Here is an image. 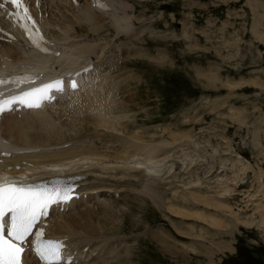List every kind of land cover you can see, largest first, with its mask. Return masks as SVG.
Segmentation results:
<instances>
[{"label":"rangeland","instance_id":"374dc122","mask_svg":"<svg viewBox=\"0 0 264 264\" xmlns=\"http://www.w3.org/2000/svg\"><path fill=\"white\" fill-rule=\"evenodd\" d=\"M130 1L134 9L129 15L137 21L132 22L133 33L127 29L117 34L110 24L98 33L101 56L111 60L106 65L111 75L106 81L85 84L82 92L94 84L106 91L111 80L107 89L113 91L106 103L116 99L122 105L125 123L117 126L121 135L140 133L144 141L190 138L192 142L163 149L173 156L193 151L200 160L190 169H173L148 185L155 201L146 193H119L109 205L113 214L106 224V240L102 237L106 241H101L102 258L94 264H264L261 231L235 228L225 212L191 200H175L172 195L176 191L185 197L190 190L211 195L203 187L205 180L212 181L218 161L235 158L234 153L264 172V0ZM77 96L63 100L69 106L62 113L68 123L63 122L67 130H62L58 140L74 135L70 122L81 107ZM207 163L211 166L208 173ZM196 177L203 182L202 188L192 186L185 191L178 182ZM254 179L251 184L256 187ZM240 185L225 202L232 211L243 208L239 216L244 217L249 211L238 193ZM168 205L210 214L225 223L213 226L194 215L175 214ZM101 216L105 213L99 210L94 217L99 220Z\"/></svg>","mask_w":264,"mask_h":264},{"label":"bare ground","instance_id":"6f19581e","mask_svg":"<svg viewBox=\"0 0 264 264\" xmlns=\"http://www.w3.org/2000/svg\"><path fill=\"white\" fill-rule=\"evenodd\" d=\"M102 1L107 5V10L91 7V0H37L36 16L43 26L46 39L51 41L52 54L39 57L31 51L24 50L21 45L17 48L14 44L1 43L0 72L16 69L20 65L27 66L31 71H39L42 74L57 73L59 76L69 72L78 73L82 71L78 76L80 78L78 87L64 93V97H58L52 103L54 106L50 110L63 113L67 107L69 108L63 103V100L68 96L74 97L75 95H79L76 99L80 106L103 108L105 105L104 98H100L99 94H94L96 90L102 89V85H90L88 90L82 92L85 86H82V81L88 79L86 84L91 83L94 76L101 74L106 66L102 58L104 54L101 56L99 49L100 42L97 41L98 38H101L98 37V33L102 31V28L110 25L117 34L124 30L127 33V29L133 33L132 22L137 21L131 16L134 8L130 0ZM257 32L259 33V31ZM102 46L101 48L104 47ZM56 51H58V55H54ZM89 67L91 71L86 72L85 69ZM67 102L69 103L71 100ZM61 104L63 106L59 107ZM106 115L104 112L98 111L86 113L85 117L90 118H87L84 123L72 125L74 135L72 137L67 136L66 140H58V138L61 139L62 130L66 129V126L59 127L56 125L49 113H21L19 117L4 116L0 120V132L2 134V136L0 135V151L9 152L8 157H0L1 161L30 164L24 166V171L19 174L20 176L25 175L26 172H36L37 169L47 167H59L71 171L73 175L81 176L78 191L85 196H80L79 200L68 204L67 210L72 207L70 212L58 213L55 211L48 218L50 234L59 237L65 235L67 240L71 239L70 242L76 244L79 250L80 247L90 242L89 249L80 254L77 261L72 264H91L87 261V257L92 256L91 253L100 247L99 243L103 238L106 240V236H103L107 232L106 224L113 214L109 211V205L116 201L113 200L114 192L136 191L146 193L155 201L156 195H153V190L149 189L148 185L155 183L156 180L164 179L167 177L165 174L173 169L181 170L185 167L190 169L194 163L200 160L193 156L195 154L193 151L182 152L173 156L171 152L163 149L182 140L144 141L141 139L140 133L125 137L126 135H121L117 129V126L121 124L119 125L115 119L116 116H112L110 119ZM87 131L92 132L86 133ZM65 132L67 133V131ZM188 140L192 142L188 138L182 141L179 146H182L184 142L187 143ZM57 141L60 143H56ZM234 155L235 158L230 157L228 159L229 157H227L218 161L215 178L208 182L205 180L206 187L197 177L186 180V182L178 179V182H182L181 185L185 191L192 186H198V188L203 186L206 191L213 192L211 195H204L205 191L202 193L195 188L202 194L198 192L194 194V191L190 190L185 194L186 196L184 195L185 197L182 195L180 197L179 193L172 191L173 198L175 200L180 198L183 201L191 200L207 206L206 208L213 207L228 214L233 221V227L240 225L245 228H255L264 235V172L258 165L257 168H254L253 164L246 158L237 153ZM206 169L207 173L210 172L209 163H207ZM140 172L143 175H140ZM221 172L223 173L220 174ZM254 178L257 181L256 187L251 184ZM240 184H244L245 188L241 187L238 193L243 195V206L249 211L248 213L244 212V214L246 213L244 217L239 216V210L243 208L232 211V206L225 202V199L236 195L234 188ZM135 187L139 189H135ZM77 203H81L83 211L75 207ZM85 203H89L90 209H86V206L83 205ZM167 208L175 214L194 215L213 226L220 227L225 223L221 218H216L210 214L207 216L198 213L197 210L195 213H190V210H181L180 206L176 208L174 205H168ZM99 210L102 211V214L104 212L105 216L102 218V215L98 220L95 217ZM68 214L72 215L67 217ZM229 248L232 249L233 247L230 246ZM97 252L98 250L92 256L95 259L99 256ZM27 258L28 256L25 259L27 264H36L31 258L27 262Z\"/></svg>","mask_w":264,"mask_h":264},{"label":"snow or ice","instance_id":"6c2138e0","mask_svg":"<svg viewBox=\"0 0 264 264\" xmlns=\"http://www.w3.org/2000/svg\"><path fill=\"white\" fill-rule=\"evenodd\" d=\"M5 2L11 3L17 9L13 15L16 16L19 26L28 34L33 44L39 48L41 38L35 37L28 28L26 22L32 18L22 0H5ZM101 7L107 10V5H101ZM0 8H3V4H0ZM21 9L22 11H20ZM42 50L46 51V49ZM85 71H91V69H85ZM3 82L0 80V83ZM65 86L76 89L78 83L71 82L65 85L64 82L56 80L0 99V113L12 110L14 105L38 109L41 102L51 99L50 93L53 90L61 92ZM13 184V181L0 184V264H20L22 245L29 238L36 222L41 216L47 214L46 210L50 206L66 203L72 199L74 194V189L71 186L63 189L59 187L47 189L32 186L13 187ZM35 236L33 249L40 260L45 264H60V242L43 241L41 239L42 231L37 232Z\"/></svg>","mask_w":264,"mask_h":264}]
</instances>
